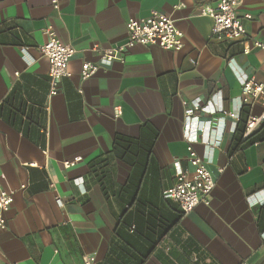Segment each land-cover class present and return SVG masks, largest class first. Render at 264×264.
<instances>
[{"label":"crops","instance_id":"0c3cea01","mask_svg":"<svg viewBox=\"0 0 264 264\" xmlns=\"http://www.w3.org/2000/svg\"><path fill=\"white\" fill-rule=\"evenodd\" d=\"M215 2L60 0L54 10L49 0H0V190L13 192L1 263L264 264V139L241 145L249 111L240 99L241 77L264 86V51L253 46L264 43V0L239 8L252 16L242 41L212 37L200 9ZM152 11L174 20L180 51L136 46L100 62L98 50L125 43L130 18ZM49 26L75 50L53 97L40 53ZM85 62L99 67L81 80ZM196 98L240 121L213 117L201 135L208 146L194 145L215 186L208 206L184 215L162 192L175 184L176 166H187L183 103ZM118 138L131 142L141 171L115 155ZM133 171L138 183L129 182ZM123 187H139L128 208Z\"/></svg>","mask_w":264,"mask_h":264},{"label":"built area","instance_id":"2783aa9c","mask_svg":"<svg viewBox=\"0 0 264 264\" xmlns=\"http://www.w3.org/2000/svg\"><path fill=\"white\" fill-rule=\"evenodd\" d=\"M51 7L58 10L60 0H49ZM244 0H216L214 5H205L200 9V15L212 21L211 35L222 41H242L246 37L245 21L252 18L249 13H239V8ZM126 41L118 47L100 49V62L108 63L115 60H122L126 50L136 46H157L166 51H180L182 49V34L177 29L174 20L157 11H152L147 18H130L126 24ZM45 33L48 40L40 47V53L49 63L48 70V96H56L60 91V82L64 78H70L68 63L74 55V48L62 42L54 33L52 27H47ZM253 46L264 51V43L255 41ZM97 50V49H96ZM249 47L244 46L243 53L249 52ZM99 65L92 62H85L81 66L80 79L87 80L97 71ZM241 92L240 99L243 107L249 113L244 122L242 138H248L257 129L264 127V86L247 77L240 78ZM81 93V91H80ZM261 107L259 114L252 110ZM184 129L182 139L186 145L187 166H176L175 184L162 192L165 199L178 204L180 211L187 215L198 205L208 206L210 196L215 186L207 161L196 152L194 145L202 143L208 146L207 141L201 140V135L209 130L213 117L226 114L229 119L239 122L240 119L235 113H226L219 105L211 101H201L196 98L183 103ZM121 113L120 107L115 108V115ZM210 117L203 119V117ZM233 129V128H232ZM77 159L65 161L64 168L73 167ZM222 169L218 170L222 173ZM21 188H24L22 186ZM50 188L54 189L53 185ZM56 202L61 205L58 195ZM13 202V192L0 190V233L6 230L7 223L3 217ZM90 264L89 259H85ZM0 264L1 263L0 261Z\"/></svg>","mask_w":264,"mask_h":264},{"label":"trees","instance_id":"16d2710c","mask_svg":"<svg viewBox=\"0 0 264 264\" xmlns=\"http://www.w3.org/2000/svg\"><path fill=\"white\" fill-rule=\"evenodd\" d=\"M263 139H264V133L262 135V138H260V139L259 138L255 139L252 135L246 139L242 138L241 145H243L244 147L249 146V145L255 144L256 142L263 140ZM130 143H131L130 141H125L121 138H118L114 142L113 151L118 158H122L124 161H126L127 163L132 165L134 168L139 169V171H141L140 170L141 165H142L141 158L139 159L138 155L132 154V144H130ZM146 146H148V145L146 144ZM141 148L142 147L140 146V150H141ZM138 175H139L138 173H135V171H133L132 174L130 175L129 182L131 183L133 181H137V183H138L139 178H140V175H139V177H138ZM138 188L139 187H123L121 189L122 193L126 194L128 196V200L125 203L127 208L129 207L130 201L132 200L134 194L137 192ZM123 226L125 228H127V231H129L131 233L135 232V226L131 225V223L127 222V220L123 221ZM142 262L143 261L140 260L138 264H142Z\"/></svg>","mask_w":264,"mask_h":264},{"label":"water","instance_id":"95a60500","mask_svg":"<svg viewBox=\"0 0 264 264\" xmlns=\"http://www.w3.org/2000/svg\"><path fill=\"white\" fill-rule=\"evenodd\" d=\"M253 134V133H252Z\"/></svg>","mask_w":264,"mask_h":264}]
</instances>
